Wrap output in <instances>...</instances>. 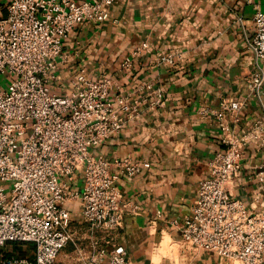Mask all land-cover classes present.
<instances>
[{
	"label": "built area",
	"instance_id": "obj_1",
	"mask_svg": "<svg viewBox=\"0 0 264 264\" xmlns=\"http://www.w3.org/2000/svg\"><path fill=\"white\" fill-rule=\"evenodd\" d=\"M117 1L10 0L0 18V264H59L60 250L72 239L68 202L79 203L90 231L104 234L102 245L90 240L92 252L75 246V264H132L114 239L124 216L138 215L141 207L123 198L113 168L131 177L149 163L130 156L108 160L94 150L137 118L142 104L162 107L163 91L146 82V96L113 93L110 77L92 79L86 68L69 79L66 91L57 92L50 83L65 61L70 33L83 22L106 20ZM244 1L254 6V31L245 42L257 61L247 89L259 98L264 11L256 0ZM148 48V42L140 43L122 68H131L132 56ZM156 62L171 66L175 54L156 52ZM243 105L228 98L217 108H200L201 117L214 119L223 148L209 159L207 176L178 229L190 248L240 264H264V210L234 194L244 149L264 150V106L251 128L238 131L233 123ZM260 168L262 188L264 165ZM77 176L78 187L73 186ZM16 243L32 244V255L15 253Z\"/></svg>",
	"mask_w": 264,
	"mask_h": 264
},
{
	"label": "crops",
	"instance_id": "obj_2",
	"mask_svg": "<svg viewBox=\"0 0 264 264\" xmlns=\"http://www.w3.org/2000/svg\"><path fill=\"white\" fill-rule=\"evenodd\" d=\"M9 1L0 0V18ZM256 2L264 11V0ZM108 9L103 22L86 21L70 33L51 88L66 91L69 79L86 68L92 79L110 77L113 93L146 96V82L163 91L162 107L142 104L137 118L94 150L108 160L130 156L149 163L131 177L113 168L123 198L141 207L138 215L124 216L114 240L132 264H235L182 244L178 225L191 212L209 159L223 148L214 119L201 117L200 108H217L222 99L242 101L233 123L238 131L251 128L263 114L264 83L259 98L247 89L257 62L245 42L254 31V6L244 0H118ZM144 41L148 50L132 56L131 68H122ZM156 52H173L174 64H158ZM263 165L264 150L246 147L234 194L264 210V186L259 188L257 178ZM80 184L77 176L73 186ZM65 207L71 225L93 238L79 203Z\"/></svg>",
	"mask_w": 264,
	"mask_h": 264
},
{
	"label": "rangeland",
	"instance_id": "obj_3",
	"mask_svg": "<svg viewBox=\"0 0 264 264\" xmlns=\"http://www.w3.org/2000/svg\"><path fill=\"white\" fill-rule=\"evenodd\" d=\"M5 76V75H4ZM51 83V82H50ZM70 232L72 234V239L67 242V244L60 250L57 260L59 264H75L78 255V252L76 250L75 246H84L87 251L92 252L93 248L90 247V240L95 239L98 244H104V234L97 231H93V238L88 237L87 235H90V232H86L85 228H82L79 230L76 228V226H72L70 228ZM87 233V235H85ZM14 252L19 255H32V244H21L16 243L13 244ZM26 251V252H25ZM64 259V261H63ZM235 264H240L239 262H235Z\"/></svg>",
	"mask_w": 264,
	"mask_h": 264
}]
</instances>
